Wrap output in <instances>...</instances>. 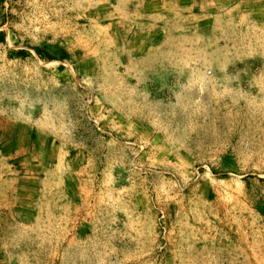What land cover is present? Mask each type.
Masks as SVG:
<instances>
[{"label":"rangeland","instance_id":"obj_1","mask_svg":"<svg viewBox=\"0 0 264 264\" xmlns=\"http://www.w3.org/2000/svg\"><path fill=\"white\" fill-rule=\"evenodd\" d=\"M0 152V264H264V0H0Z\"/></svg>","mask_w":264,"mask_h":264},{"label":"crops","instance_id":"obj_2","mask_svg":"<svg viewBox=\"0 0 264 264\" xmlns=\"http://www.w3.org/2000/svg\"><path fill=\"white\" fill-rule=\"evenodd\" d=\"M13 153V154H12ZM0 152V171L1 172H4L6 169H9L10 166H9V161H10V158L12 156H15L18 155V157H20L22 155L21 152ZM12 154V155H11ZM5 161H7V164H5ZM1 191V196H0V206H2V208L4 209V207L6 208V205H9V199H8V190H6L5 188H1L0 189ZM8 209V208H6ZM5 215L6 213L3 212V213H0V215Z\"/></svg>","mask_w":264,"mask_h":264}]
</instances>
